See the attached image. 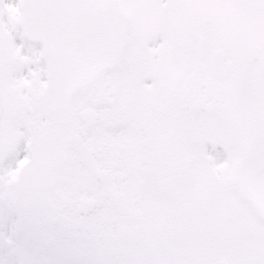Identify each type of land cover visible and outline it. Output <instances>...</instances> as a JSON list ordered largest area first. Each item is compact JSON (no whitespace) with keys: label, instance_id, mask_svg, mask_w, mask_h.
<instances>
[{"label":"snow or ice","instance_id":"snow-or-ice-1","mask_svg":"<svg viewBox=\"0 0 264 264\" xmlns=\"http://www.w3.org/2000/svg\"><path fill=\"white\" fill-rule=\"evenodd\" d=\"M0 264H264V0H0Z\"/></svg>","mask_w":264,"mask_h":264}]
</instances>
